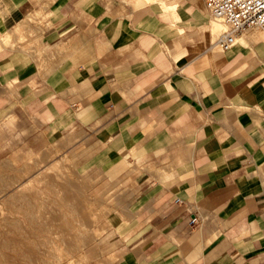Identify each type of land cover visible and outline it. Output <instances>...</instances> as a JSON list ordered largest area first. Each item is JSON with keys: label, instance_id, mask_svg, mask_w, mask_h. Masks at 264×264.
Here are the masks:
<instances>
[{"label": "crops", "instance_id": "crops-1", "mask_svg": "<svg viewBox=\"0 0 264 264\" xmlns=\"http://www.w3.org/2000/svg\"><path fill=\"white\" fill-rule=\"evenodd\" d=\"M217 23L205 0H0L2 180L32 157L118 187L114 264H264V33L223 51Z\"/></svg>", "mask_w": 264, "mask_h": 264}, {"label": "rangeland", "instance_id": "rangeland-1", "mask_svg": "<svg viewBox=\"0 0 264 264\" xmlns=\"http://www.w3.org/2000/svg\"><path fill=\"white\" fill-rule=\"evenodd\" d=\"M25 166L20 189L2 180L0 149V264H114L120 249L109 218L120 206L118 187L83 178L64 161L27 157Z\"/></svg>", "mask_w": 264, "mask_h": 264}, {"label": "built area", "instance_id": "built-area-1", "mask_svg": "<svg viewBox=\"0 0 264 264\" xmlns=\"http://www.w3.org/2000/svg\"><path fill=\"white\" fill-rule=\"evenodd\" d=\"M210 15L225 27L218 39L223 51L237 42L239 34L250 28L264 33V0H205ZM196 218L191 224H196Z\"/></svg>", "mask_w": 264, "mask_h": 264}]
</instances>
